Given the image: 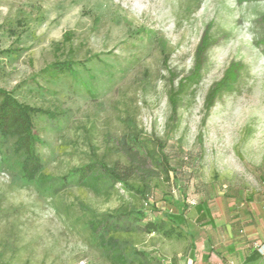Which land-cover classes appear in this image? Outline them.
Listing matches in <instances>:
<instances>
[{
	"label": "rangeland",
	"instance_id": "rangeland-1",
	"mask_svg": "<svg viewBox=\"0 0 264 264\" xmlns=\"http://www.w3.org/2000/svg\"><path fill=\"white\" fill-rule=\"evenodd\" d=\"M193 7L184 0H0V51L21 49L0 57V87L21 102L60 112L57 121L36 119L44 174L63 176L101 158L109 138L133 131L155 157L161 142L176 170L169 181L163 173L155 180L146 207L119 185L100 193L72 186L53 199L42 197L0 158V264H112L86 229L94 216L119 208L150 212L153 205L177 214L183 206L222 195L264 197V0L242 5L204 0L191 13ZM211 24L219 43L209 53L201 83L183 98L173 119L168 78L192 70ZM96 55L99 59L87 61ZM67 60L84 62L77 79L50 82L40 75ZM232 62H242L247 71L205 119L207 93ZM187 158L192 167L184 165ZM112 236L138 252L129 264L163 258L166 239L160 234Z\"/></svg>",
	"mask_w": 264,
	"mask_h": 264
},
{
	"label": "trees",
	"instance_id": "trees-1",
	"mask_svg": "<svg viewBox=\"0 0 264 264\" xmlns=\"http://www.w3.org/2000/svg\"><path fill=\"white\" fill-rule=\"evenodd\" d=\"M190 6L194 5L191 13L196 12L204 0H184ZM239 5L261 0H236ZM264 30V17L262 19ZM71 35H65V41H70ZM219 39L212 32V24L208 25L200 39L194 56V64L188 75L180 77L173 72L168 78V101L172 118H176L183 98L202 81L203 71L208 61L210 51L216 47ZM264 46V36L261 40ZM165 46L161 52L164 64H167ZM20 48H8L0 51V57L19 55ZM92 59H99L93 56ZM84 62L67 60L54 62L41 70L40 75L50 82L61 80L66 76L78 78V66ZM247 66L242 62H232L225 70L223 77L209 89L205 99V119L216 102L226 94L234 93L239 85ZM60 112L34 107L21 102L14 91L0 87V158L4 163H12L20 181L24 186H35L42 197L53 199L65 192L69 187L79 186L91 188L97 193L113 190L116 186L133 193L149 206L154 182L161 173L169 181L170 172L176 171L170 167L168 155L161 142L157 144L158 157L148 148L142 135L133 131L119 137L109 138L107 152L89 163L71 169L63 176H52L43 173L44 161L39 152L43 140L36 129V119L45 117L57 121ZM114 157V159H110ZM193 160L188 158L184 165L192 167ZM163 171V172H161ZM189 203V202H188ZM184 207H189L184 206ZM145 208H119L94 216L87 222L86 229L99 241L105 257L112 264H129L131 257L138 254L130 243L129 247L122 244L112 235L120 232L160 234L165 238H182V214L161 213L154 205ZM186 209V208H185ZM160 214H162L160 216ZM141 254V253H139ZM146 256L147 254L142 253ZM147 257V256H146ZM148 262V260H147ZM152 263L159 264V261Z\"/></svg>",
	"mask_w": 264,
	"mask_h": 264
},
{
	"label": "crops",
	"instance_id": "crops-1",
	"mask_svg": "<svg viewBox=\"0 0 264 264\" xmlns=\"http://www.w3.org/2000/svg\"><path fill=\"white\" fill-rule=\"evenodd\" d=\"M180 210L185 235L161 241L159 264H264L253 247L264 244V197L222 195Z\"/></svg>",
	"mask_w": 264,
	"mask_h": 264
},
{
	"label": "built area",
	"instance_id": "built-area-1",
	"mask_svg": "<svg viewBox=\"0 0 264 264\" xmlns=\"http://www.w3.org/2000/svg\"><path fill=\"white\" fill-rule=\"evenodd\" d=\"M191 205H194L195 202H189ZM254 249L257 250L258 252H260L262 255H264V244H259V243H255L254 244Z\"/></svg>",
	"mask_w": 264,
	"mask_h": 264
}]
</instances>
